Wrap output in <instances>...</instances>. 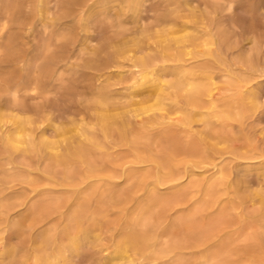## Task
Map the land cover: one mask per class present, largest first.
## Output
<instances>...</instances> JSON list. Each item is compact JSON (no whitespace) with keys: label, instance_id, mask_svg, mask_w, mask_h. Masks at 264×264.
<instances>
[{"label":"rangeland","instance_id":"obj_1","mask_svg":"<svg viewBox=\"0 0 264 264\" xmlns=\"http://www.w3.org/2000/svg\"><path fill=\"white\" fill-rule=\"evenodd\" d=\"M43 1H46V7L48 6L49 8L48 16L51 19H40L39 16L36 18L37 12L35 11H38L39 0H0V123H5V125L9 124L8 126L16 125L12 115L15 104H18V102L25 109L33 110V117L37 118L34 109L38 107L39 103L42 104L45 101L44 105L47 107L45 110L50 119L58 122L60 119H69L70 115L75 119L74 122L67 123L66 125L68 126L65 125L63 130L58 129V131L52 129L49 125L51 120H44V126L48 128L47 134L54 140L56 138L57 142L61 145L64 143L63 138L68 139L77 136L76 126L79 118H83L88 123H85V126L91 125V122L94 121L96 114L94 95L98 90V86L112 89L115 87L117 91L114 90V92L122 93L123 95L130 93V89L136 92L143 90L141 86L138 89L137 87L126 89L131 85V80H129L126 72L119 73V70L126 71L130 69L128 66L130 62L128 61H125L123 67L115 68L116 70L112 69L102 75L98 81L96 79L97 74L102 71L100 67L106 63L103 61H108L111 58V52L117 47V45L115 47L114 45L117 44V40L122 37V34L123 36H127L125 38L126 47H131L132 50H136V47L137 49L143 47L146 53L158 54L166 48L169 51H173V48L176 46H182L184 44L183 41L185 42L183 33L191 32V27L194 25L196 26L193 28H201L205 23L208 25L206 26L208 28H213L216 31L220 29L226 31V39L228 40L221 43L220 51L222 57L228 58L227 61L229 63H232L233 60L236 62L238 56L244 57L253 52L249 37L264 38V0H236L231 7L227 5V0H190L201 10L203 21L201 19L197 21V19L188 17L186 21L193 19L191 22H194V24L189 25L186 22L187 28L185 29L177 26L175 27L176 31L173 28L174 30L172 31L165 30L167 32L161 31L160 33H155L154 29H156L160 20L164 17L163 15L169 9L179 6L181 1L175 2L174 4V0H145L142 2L138 16H135L130 11L125 0H123L125 3L122 0H95L90 6L91 9L89 7L86 10L82 20L78 18L79 15L77 12L79 8H74V6L78 7L76 3L79 0H77L78 2L75 0ZM252 3L259 4L260 9L258 8V11L255 10L256 12H253L251 7L255 5L251 6ZM127 7L128 9L126 10ZM247 8H250V10ZM71 9H74L73 15ZM182 9L183 7L179 8V10ZM65 15L69 18L65 17ZM136 20L139 21L136 22ZM47 21L49 22L47 23ZM118 30L121 31L120 36H118L120 33ZM124 31L126 33H123ZM133 31H137V34ZM163 33L169 35L166 36L165 34V38L163 37ZM177 35H180L178 40L180 38L182 39L176 41ZM118 37L119 39H117ZM199 37L201 38H197L196 40L201 39L205 44L203 43L202 45L201 40H194L195 44H201L194 47L192 45L194 42L190 45L189 42L188 45H192L190 48V51L191 49L192 51L190 52L188 50L189 47L185 48L186 51H189L187 54L189 57L190 53L193 56L197 52L201 54L209 48L214 47L210 43L207 35ZM115 39L117 40L115 41ZM164 39L168 42H164ZM47 43L49 44L48 50L50 51L47 52L46 58H43L45 49H43V46L46 47L44 44L47 45ZM157 44H159V47ZM153 46H155V50ZM161 46L164 47L163 50ZM169 46L171 47L169 48ZM39 52L43 54L41 55ZM49 52L50 55L51 52L53 53L51 55L52 57L49 55ZM262 54L260 55L259 53L261 57ZM187 55L185 57H188ZM200 57L202 58L204 56ZM62 59L63 61L64 59H68L69 63L68 65L63 64L60 67L63 72L60 73L61 71L59 69L60 79L56 75L51 78L50 76L47 77V75L44 77V75H39V72L37 73L34 70L36 65H43L45 61H48V65H53L56 62L58 65L59 63L62 64L63 62H60ZM35 61L38 64L35 65ZM220 62H218L219 66H221L219 64ZM163 63L169 64L170 61L165 60ZM240 67L245 68V65L243 66V64L236 62L235 65L233 64L231 66L235 71H238ZM33 71L35 74H33ZM41 71L44 73L46 70L43 67ZM221 73L219 70L218 75ZM52 78L53 80H51ZM218 79L220 81L221 78ZM252 82L256 83L254 84V91L260 105L254 109L256 111L253 110L251 113H246L242 120H230L231 126L226 129L230 140L226 144L220 143L217 145L220 151L223 150L219 156V159H223L221 163L222 178L219 180L222 181H218V184L221 183V185L217 187V189L219 188L217 194L218 201L221 200L219 202L221 209L219 207L209 209L213 219H218L217 221L220 219L221 224L224 221V225L233 224L232 227L238 225L237 223L242 224L241 219L246 217L250 223H254L252 224L251 230L254 228L256 222H258L253 217L256 218L263 212L258 206H262L264 210L263 205L259 201L260 197H258V200V195L255 194H259L260 190H264V75L257 78L255 82ZM14 90L17 91L14 93ZM40 91L44 93L39 94ZM46 95L49 98H46ZM152 102L153 100L150 99L148 102L146 101L145 105H150ZM152 112H162L169 118L179 115V113H174L173 109H168L167 111L149 109L141 113V115ZM68 114L70 115L68 116ZM198 124L199 122H194L193 128H200ZM177 133L181 136L185 134L182 129L177 130ZM98 135L102 136V133L98 131ZM108 139L111 141L109 143V150L112 153L108 157L99 154L96 155V170L91 172L87 171L75 160L73 164L74 169L70 177L64 179L63 168H60L56 172L58 174V180L52 182H45L40 177V168H43L47 160L44 158V156L47 157L46 150L44 151L41 148L36 152L26 155V161L29 164L30 179L28 182L21 184L22 186L15 184L13 187L15 192L21 193L22 197L20 201H22V204L11 210L10 218L12 219V223L6 226L5 232L2 234L4 236L3 242H5V247L4 252L0 254V259L5 258L4 261L10 262L18 260L21 256H26L28 258V264H146L145 261H140V252L134 253L132 250L129 251L130 258L132 260L135 259V262L130 261L131 263H128L129 261L127 259L122 261L112 259V252L115 243L121 237L119 235L121 226L131 222L133 213L137 210V203L146 202L148 199L147 192L144 188H141V179L147 178L150 180L153 170H151L150 165L147 163L137 162L130 147L118 141L116 132H112ZM1 141L0 145L2 147L0 146V152H3L5 148L11 152L9 145L5 144V141ZM232 148H235L236 151L232 152ZM245 151L247 152L244 156L240 155V153L238 155L236 154V152ZM12 153L16 155L19 151ZM202 166L192 167L191 169L193 171L190 176L183 175L172 183L157 184L155 187L158 198L161 197L160 200L158 199L159 204L156 207V216L158 217L160 215L161 219L158 217L159 220L161 222L167 221V225L169 224L171 226L165 228L166 230L167 228L171 229L167 231H173L172 229L178 226V229L181 230L179 232L181 233L183 231L182 235H184V232L188 231L189 234L191 232L194 238L191 234L190 237L188 232L186 235L180 237L187 238L189 236L188 239L192 244L195 238L197 239L195 232L197 231V225L201 222L202 215L206 212V210H200L201 201L199 197L208 182L207 177L212 171L211 166H207L206 170ZM0 184H3L2 178H0ZM1 185L0 188L6 184ZM39 187L54 188L55 191L51 193L52 196L65 197L69 198V200L74 198L82 200L87 205L86 207L89 211L87 217L81 221L82 228L76 230V225L66 218V213L61 216L55 214L42 219L40 213L30 208L31 203L41 198L37 193L34 195L32 191V189L37 190ZM109 191L114 193L113 197H115V201L114 203L102 205L101 198L103 194ZM262 194L264 195V191ZM262 194H259V196ZM253 200H255L254 203ZM222 202L224 204L227 203L228 205L226 204V206L229 207L222 206ZM232 205L235 207H232ZM218 208L220 211L223 209V212H219ZM233 209L235 210L233 211ZM218 212L221 213L220 217H217ZM164 215L166 217L165 219L163 218ZM239 216L243 217L240 219ZM236 219L237 221H235ZM251 219L255 222L253 220L251 221ZM181 220L187 225L184 226L180 223ZM189 220L193 221L190 222ZM189 223L192 224V227H195V231H193L194 228L188 227L190 225ZM221 224L220 226H224ZM73 236L77 239V248L71 242ZM188 239L186 240L189 242ZM189 251L190 249L185 251L184 260L189 264H193L194 260L192 261V259L195 258V254H193L194 257L192 255L190 256L189 254L191 252ZM241 252L231 257L232 264H236V262L238 264L239 262L245 264V260H243L245 253L243 250ZM105 253H109V255L104 257L103 255ZM188 258L192 259L188 260ZM262 259L258 264H264V260ZM194 264H196V261Z\"/></svg>","mask_w":264,"mask_h":264},{"label":"bare ground","instance_id":"obj_2","mask_svg":"<svg viewBox=\"0 0 264 264\" xmlns=\"http://www.w3.org/2000/svg\"><path fill=\"white\" fill-rule=\"evenodd\" d=\"M75 1L78 2L77 0ZM125 1L130 11H132L135 16H138L142 2L145 0ZM125 1L123 2L125 3ZM178 1H181L179 6L169 9V11L167 10L168 12L163 15L164 17H161L162 19L158 26L154 29L155 33H160L161 31L167 32L168 30L172 31L174 30L173 28L177 26H181L185 29L187 28L186 22H188L189 25L194 24V22H191L193 19H197V21L201 19L203 21L202 12L198 9L197 5H194L190 0H174L173 3L175 4V2ZM234 1L236 0H227V5L231 7ZM94 2L95 0H79V2L76 3L78 7L73 5L74 8H79L77 12L79 19L82 20L84 18L86 10H88ZM258 5L252 3L251 6L253 7H249H251V10L254 12L258 8L260 9ZM180 7H183V9L179 10ZM247 9L250 10V8ZM35 12H37L36 18L39 16L40 19H51L48 16L49 8L48 6L46 7V1L39 0L38 11ZM73 14L74 12L72 15ZM65 17L68 16L65 15ZM188 17H192L193 19H191V21H186ZM137 21L139 20H136V22ZM48 22L49 21H47V23ZM199 24L202 25L201 23ZM204 24L201 28L199 27L200 29L193 28L196 25H192L193 27L190 26L192 31H188L185 34L183 33L185 42L183 41L184 44H181L182 46L175 45L176 47L173 48L172 45L173 51H169L168 48L163 50L164 47L161 46L163 47V51L157 48L160 51L158 54L146 53L143 47H139L138 49L136 47V50H132L131 47V49L126 47L125 38H127V36H123V34L120 39L119 37L117 38L119 40L115 39V41L117 40L118 42L114 47L116 45L117 47L113 51L111 49V58L108 61H103L106 63L102 67L99 66L102 71L97 74V81L101 79L100 77L106 72L108 73L112 69L123 67L125 61H128L130 62L128 65L130 69L126 71L119 70V73L126 72L129 80H131V85L126 89L133 87H137L138 89L142 87L143 90L141 92H136L130 89V93L123 95L122 93L114 92V90H116L115 87H113L114 89L108 87L101 88L97 85L98 90L94 95L96 114L94 121H92L93 123L90 121L91 125L85 126L84 124L87 122H85L83 118H79L76 126L77 136H75V138H63L64 143L62 145L57 142L56 138L54 140L47 134L48 128L47 126V129L45 128L44 120H51L49 125L52 129L57 131L58 129L63 130L67 123L75 121L70 114H68V116L70 115L69 119H60L56 122L48 117L47 111L45 110L47 107L44 105L45 101L42 104L39 103L38 107L34 109L37 118L33 117V110L25 109L22 105H19V102L15 104L12 117L16 125H10V127L8 126L9 124L5 125V123H0V141H5V144L9 145L11 149V152L6 150V148L3 152H0V178H2L3 184H6L5 186L0 184L3 186L0 188V254L4 252L3 250L5 247V242H3L4 236L2 234L5 232L6 226L12 223V219L10 218L11 210L22 204V201H20L22 197L21 193L15 192L13 187L15 184H24L30 179L28 170L29 164L26 161V155L36 152L41 148L44 149V151L46 150L47 157L44 156V158L47 160L43 168H40V177L44 179L45 182L58 180V174H56V172H58L60 168H63V177L66 179L72 174L71 172L74 169L73 164L75 160L87 171L91 172L96 170V155L99 154L106 157L111 155L112 151L109 150V143L111 141L108 138L111 136L112 132H116L119 139L118 141L130 147L137 162L147 163L153 171L150 180L147 178L141 179V188H144L147 192L148 199L146 202L137 203V210L133 213L131 222L121 226L119 233L121 237H119L115 243L112 259L120 261L127 259L129 261L128 263H131L130 261L135 262V259L132 260V258H130L129 251L132 250L134 253L140 252V261H145L146 264H189L184 260V253L190 249L189 252L192 254H188L190 256L195 254V258H188V260H194L193 264L195 261L196 264H232L231 257L242 250L245 253V258L243 259L245 260V264H258V262L261 261L262 256H264V210L262 206H258L260 210L263 211L262 214H259L256 218L253 217V219H256L258 222H256L252 230V224L254 223H250L246 217L244 218L242 216V218L239 216L240 219L242 218V224L237 223L238 225L232 227L233 224L224 225V221L221 224L220 219L219 221H217L218 219H213L209 209L219 207V202H221V200L218 201L217 191L219 188L217 189V187L221 185V183L218 184V181L222 178L221 163L223 159H219V156L221 155L220 152L223 150L220 151L217 145L220 143L226 144L230 140L226 131V129L231 126L230 120H242L246 113H251V111L260 105L254 91V84H256L257 81L256 83L252 81L255 82L257 78L264 75V38L249 37V42H251L253 46H251L253 52L244 57L238 56L236 62H238V64H243V66L245 65V68L240 67L238 71H235L231 66L233 64L235 65L236 62L233 60L234 63L232 61H230L232 63H229L227 61L228 58L222 57L220 51L221 43L228 40L226 39V31H224V29L216 31L213 28L206 27L208 25ZM126 31L123 33H126ZM174 31H176V28ZM135 32L137 34V31ZM120 34L121 31L118 36H120ZM163 34L164 36H162L165 37L166 33ZM167 35L169 34H166V36ZM180 35H177L176 41L182 39L180 38L178 40ZM202 35H207L210 39V43L214 45V47L209 48L201 54L197 52V56L196 54L192 56L190 53L189 57L187 54L191 46L197 47L200 44H195L194 40L201 38L199 36ZM200 40L198 39L196 41ZM165 41L168 42L164 39V42ZM193 42L194 44H192ZM48 43L47 45L44 44L46 47L43 46V49L45 48L44 55L42 56L43 58H46L47 52L50 51L48 50ZM188 43L192 45L189 46ZM203 43L204 42L201 40L202 45ZM157 45L159 47V44ZM170 47L171 46H169V48ZM153 48L154 50L156 49L155 46H153ZM185 48H188L189 51H186ZM51 50L53 51V49ZM39 53H41V55L43 54L42 52ZM259 53L260 55L263 53L262 57ZM52 54L51 52V55ZM186 55L188 57H185ZM200 56L204 57L201 58ZM165 60L170 61V63L164 64L163 62ZM47 62H43V65H36L38 64V62H36V66H33L35 68L34 70H36L37 73L39 72V75H44V77L46 75L47 77L50 76V78L55 75L59 76L58 79L61 78L59 74L63 73L60 67L63 64L68 65L69 63L68 59H64V61L62 59L60 62L63 63H59V65L57 62L53 65H48ZM218 62H220L219 64H221V66L218 65ZM43 67L46 70L44 73L41 71ZM59 69L61 71L60 73ZM219 70L220 73H222L218 75ZM33 74H35L34 71ZM218 78H221L220 81H218ZM51 80H53V78ZM15 91L17 90H14V93ZM40 93L44 92L40 91L39 94ZM47 95L46 98L48 97ZM150 99H152L153 102L150 105H145L146 101L148 102ZM149 109L166 111L168 109H173V112L179 113V115L173 118L167 117L162 112H152L141 115V113ZM194 122H199L198 125L200 128H193ZM159 126H161V128H159ZM180 129L185 132L183 136L177 133V130ZM64 131L62 132L64 133ZM98 131L102 133V136L98 135ZM14 151H19V153L14 155L12 153ZM231 151L235 152L236 149L232 148ZM246 152L247 151L236 152V154L238 155V153H240V155L244 156ZM35 165L37 164L35 163ZM201 165H203L202 167L205 170L207 166H211L212 171L207 177L208 182L199 197L202 207H200V210H206V212L204 211L205 213L202 215V220L199 224L197 223L198 221L195 222L198 224L197 231H195V227L191 226V223L188 225V227L194 228L193 231L197 234V239L195 238L192 244L188 239L191 232L189 234L187 231L189 235L187 238L180 237L186 235L187 232H184V235H182L183 231L180 233L179 231L181 230L178 229V226L172 227L173 231H167L168 229L171 230L170 228H167V230L165 229L170 225H167V221L161 222L159 220V218L161 219L160 215L158 216L159 218L156 216V207H158L159 204L158 199L160 200L161 197L158 198L155 187L157 184L172 183L183 175L190 176L193 171L191 168L195 166L201 167ZM205 170L204 172H206ZM225 190L227 189L225 188ZM32 191L34 195L37 193L41 198L31 203L29 207L40 213L42 219L49 216L51 217L55 214L61 216L66 213V218L76 225V230L82 228L81 221L83 218L87 217L89 213L86 207L87 205L82 200H79V198L69 200V198L65 197L52 196L51 193L55 191L54 188L39 187V189H32ZM263 191L260 190L259 194H262ZM113 194L112 191L103 194L101 204L114 203L115 197H113ZM255 194L258 195L257 198L260 197V200L259 198L258 200L264 208V195L262 194L259 196L258 193ZM254 201L255 200H253V203ZM222 204V206H226L227 203L224 204V202H222ZM235 206L232 205V207ZM227 207L229 206H226V208ZM219 208V212L222 213L224 207H222L223 209L221 211V208ZM234 210L235 209H233V211ZM219 212V216L217 214V217H220L221 213ZM237 212L236 214H238ZM240 214L242 215L241 212ZM163 218H166L165 215ZM253 219H251V221ZM189 221L192 222L193 220ZM235 221H237V219ZM180 223L184 226L187 225H185L182 220ZM220 224L224 226H220ZM186 239H188L190 243ZM76 240V237L73 236L71 242L75 248H77ZM108 255L109 253H105L103 256L106 257ZM239 255L241 256V254ZM4 259L5 258L0 259V264H28V258L26 256H21L18 260L10 262L4 261ZM262 260H264V257ZM240 263L243 264L242 262H239V264ZM236 264L238 263L236 262Z\"/></svg>","mask_w":264,"mask_h":264}]
</instances>
